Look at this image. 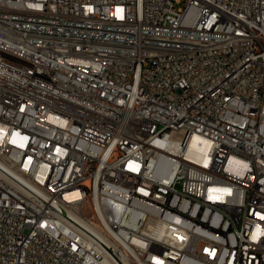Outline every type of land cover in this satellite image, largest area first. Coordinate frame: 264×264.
<instances>
[{"label": "built area", "instance_id": "obj_1", "mask_svg": "<svg viewBox=\"0 0 264 264\" xmlns=\"http://www.w3.org/2000/svg\"><path fill=\"white\" fill-rule=\"evenodd\" d=\"M0 264H264V0H0Z\"/></svg>", "mask_w": 264, "mask_h": 264}, {"label": "rangeland", "instance_id": "obj_2", "mask_svg": "<svg viewBox=\"0 0 264 264\" xmlns=\"http://www.w3.org/2000/svg\"><path fill=\"white\" fill-rule=\"evenodd\" d=\"M183 6V3L182 4H176V8H179V7H182Z\"/></svg>", "mask_w": 264, "mask_h": 264}]
</instances>
